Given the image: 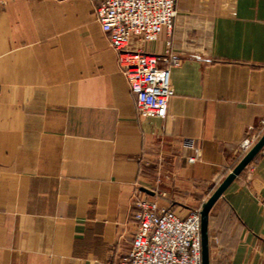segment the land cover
<instances>
[{"label":"crops","instance_id":"0c3cea01","mask_svg":"<svg viewBox=\"0 0 264 264\" xmlns=\"http://www.w3.org/2000/svg\"><path fill=\"white\" fill-rule=\"evenodd\" d=\"M97 3L0 0V264H109L135 193L200 209L264 118V0H176L171 35L131 38L179 59L163 119L138 113ZM207 234L209 264H264V146Z\"/></svg>","mask_w":264,"mask_h":264},{"label":"built area","instance_id":"2783aa9c","mask_svg":"<svg viewBox=\"0 0 264 264\" xmlns=\"http://www.w3.org/2000/svg\"><path fill=\"white\" fill-rule=\"evenodd\" d=\"M176 0H98L95 20L107 35L137 111L163 119L174 92L169 81L170 68L179 59L170 54H152L131 47L130 40H156L163 32L171 35L176 16ZM264 132V118L257 132L238 143V160ZM190 145H192L190 143ZM194 158L189 157V161ZM199 208L184 217L171 208L138 191L131 198L135 232L128 250L109 264H201Z\"/></svg>","mask_w":264,"mask_h":264},{"label":"water","instance_id":"95a60500","mask_svg":"<svg viewBox=\"0 0 264 264\" xmlns=\"http://www.w3.org/2000/svg\"><path fill=\"white\" fill-rule=\"evenodd\" d=\"M264 146V132L259 139L251 146V148L240 158L233 166L223 180L217 185L209 197L203 202L200 207V238H201V264H209V249H208V214L215 201L222 195L227 186L235 179L243 168L251 161L255 154ZM142 191L151 194L145 188Z\"/></svg>","mask_w":264,"mask_h":264}]
</instances>
